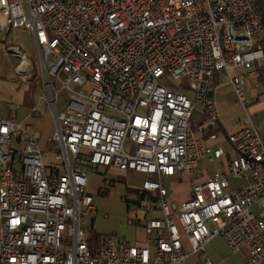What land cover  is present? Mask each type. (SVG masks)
Wrapping results in <instances>:
<instances>
[{"label": "built area", "instance_id": "1", "mask_svg": "<svg viewBox=\"0 0 264 264\" xmlns=\"http://www.w3.org/2000/svg\"><path fill=\"white\" fill-rule=\"evenodd\" d=\"M257 1L0 0L2 52L19 60V79L38 81L55 120L42 146L25 119L0 114V264H216L206 250L216 235L264 264V139L246 82L264 64ZM17 27L37 57L12 42ZM222 83L245 108L229 149L217 131ZM196 109L207 136L191 127ZM98 166L141 176L146 244L108 233L91 248ZM184 180L191 194L177 201L171 182Z\"/></svg>", "mask_w": 264, "mask_h": 264}, {"label": "rangeland", "instance_id": "2", "mask_svg": "<svg viewBox=\"0 0 264 264\" xmlns=\"http://www.w3.org/2000/svg\"><path fill=\"white\" fill-rule=\"evenodd\" d=\"M10 35L13 43L20 45L32 57H37L33 36L29 29H26L25 27H17L12 30ZM16 63L17 59L11 55L3 54L2 48L0 47V110L4 104L3 102L9 101L17 106L16 112L17 115L20 116L24 112H30V109L38 103L42 96V89L38 81L37 83L36 81L34 83H29L19 79L15 71ZM64 76L65 73L60 72V77L64 78ZM255 81V77H252L249 80L248 86L250 88V92L253 95L261 94L264 91V84L255 85ZM68 94L69 91L66 89L59 91V103L57 108L58 113L64 111L65 106L68 103ZM197 111V109L194 111V115L191 119V127L196 134L199 133V125L201 123ZM247 112L250 114L253 122L256 124L260 132L261 128L264 126V102H261V97L250 108L248 106ZM36 115L41 117V121L44 124V134L45 136H48L51 132H53L55 120L52 109L45 104L44 100H41L38 103V112ZM241 120L243 121V118ZM215 163L211 164L209 169H213L216 166ZM105 173L104 166H98L97 171H92L91 169L89 170L87 190L90 193L97 194L98 188L103 184V178L106 177ZM141 179L140 175H129L126 180V184L137 187L138 184H140ZM186 190V184L177 186L175 189L176 193L174 194L176 195L175 197H183L182 195H184ZM110 193H112V199H105L110 207H108V210L103 212L108 225L104 226L102 231L104 233H112L117 236L124 237L121 227H127V221L134 222L136 220L143 219L146 211L144 209L142 210L139 206H136V209L128 208L124 198L121 199V201L118 199L119 196L124 194V187L122 183L116 182L114 189H112ZM114 203H116L115 206ZM148 204H150L151 207L154 205L152 201H148ZM155 215H160V213L155 212ZM210 226L212 225L210 224ZM208 245H212L219 249L224 257H230L233 255L220 235H216L211 238ZM206 249H208V246H206Z\"/></svg>", "mask_w": 264, "mask_h": 264}, {"label": "crops", "instance_id": "3", "mask_svg": "<svg viewBox=\"0 0 264 264\" xmlns=\"http://www.w3.org/2000/svg\"><path fill=\"white\" fill-rule=\"evenodd\" d=\"M15 58V57H14ZM17 59V58H15ZM19 60L17 59L16 67L18 64ZM15 67V71H16ZM255 77V85L259 84H264V64L261 68L257 70L256 73L254 74H247L246 82H247V88L249 91L250 96H253L255 100L250 103L248 106L249 108L254 105L261 97V102H264V91L261 94H251L250 88H249V80L250 78ZM216 100L218 104V109H219V120H218V125H217V131L220 133L219 139H221V144L224 145L227 149H229L228 143L226 142L225 136L229 134L230 132L238 129L239 127L242 126L243 121L241 120L243 116L245 115V108L237 101L236 96L232 90V87L228 83H222L218 87V92L216 94ZM255 108V106H254ZM248 110V108H247ZM17 109L13 111L11 107H4L2 105V108L0 110V114L2 116H9V117H16V118H23L27 123L30 124L31 128L35 131V133L38 135L40 143L42 146H45L50 138L51 133L48 136H45L44 134V124L41 121V117L37 116L36 114L29 115V112H24L20 116L17 115ZM198 115L200 117V120H202L203 115L200 112V110L197 111ZM199 133L203 134L204 136H207V132L199 130ZM260 135L262 139H264V126L260 130ZM207 142L211 143L210 140L207 139ZM98 167L91 168L92 171H97ZM214 169V168H213ZM105 175L106 177L103 178V184L100 185L98 188L97 194H92L93 199H94V205H95V212L91 213L87 216L86 219V225L88 227V232L91 233V231H95L97 233H100L101 235L103 234H108L104 233L102 229L104 226L108 225L105 220V216L103 215V212L108 210V207L110 205L108 202H106V198L109 200L112 199V193L110 191L114 189L115 186H110L108 185L109 180H116L119 175L125 174V172H122L116 168H105ZM132 176H134L132 174ZM244 183V180L242 179H232L231 184L233 186L239 185ZM88 184V183H87ZM187 185V190L185 191L183 197H175L174 195L176 193L175 189L177 186L181 185ZM131 186V185H130ZM107 191L105 194H103V191ZM102 190V191H101ZM170 194L171 197L177 201H182L190 196V185L187 180H184L181 183H177L176 181L171 182L170 186ZM120 201L123 199V196H119ZM116 203H114L115 206ZM143 210V209H142ZM147 217V214H144L143 219L136 220L134 222L127 221V227H121L122 233L124 235V238L133 241L137 244H146V231L143 226V221ZM92 234V233H91ZM209 243V241H208ZM208 249H206L210 255V257L216 262V264H247V255L243 251H237V252H232L233 255L230 257H224L222 252H220L219 249L212 245H208ZM229 249V248H228ZM219 250V251H218Z\"/></svg>", "mask_w": 264, "mask_h": 264}, {"label": "trees", "instance_id": "4", "mask_svg": "<svg viewBox=\"0 0 264 264\" xmlns=\"http://www.w3.org/2000/svg\"><path fill=\"white\" fill-rule=\"evenodd\" d=\"M257 5L259 8V11L262 15V24H263V32L260 34V36L257 38V43L260 44L264 50V0H258L257 1ZM129 175H132L131 171L125 172V174L123 175H119L118 178L116 180H109V184L110 186H115L116 182H120L123 184L124 187V194L122 195L125 202L127 203V207L128 208H134L136 209V205L138 204V202L143 199L146 196V193L143 192L142 190L127 185L126 184V180L128 178ZM102 191V190H101ZM105 191V189L103 190ZM107 191L103 192V194H105ZM133 196V197H131ZM91 235H92V240L90 241V245L91 248L93 250H96V248L99 245V242L102 239V235L100 233H97L95 231H91Z\"/></svg>", "mask_w": 264, "mask_h": 264}]
</instances>
